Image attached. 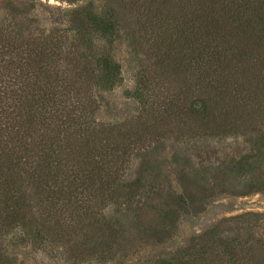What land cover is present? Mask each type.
Segmentation results:
<instances>
[{
  "label": "trees",
  "instance_id": "1",
  "mask_svg": "<svg viewBox=\"0 0 264 264\" xmlns=\"http://www.w3.org/2000/svg\"><path fill=\"white\" fill-rule=\"evenodd\" d=\"M68 1L46 27L43 2L0 0V264L25 244L123 264L218 194L264 191V0ZM124 61L134 105L102 120ZM227 138L249 150L206 159ZM140 264H264V214Z\"/></svg>",
  "mask_w": 264,
  "mask_h": 264
},
{
  "label": "rangeland",
  "instance_id": "2",
  "mask_svg": "<svg viewBox=\"0 0 264 264\" xmlns=\"http://www.w3.org/2000/svg\"><path fill=\"white\" fill-rule=\"evenodd\" d=\"M43 2L42 8L37 10L38 17H41V25L49 26L52 19L48 17L57 8L72 9L78 5V2H69L68 0H39ZM99 2V0H95ZM3 13L0 9V16ZM50 18V19H48ZM117 56L126 58L128 55L127 45L124 41L119 43L116 49ZM133 65H129L124 61V82L115 86L112 91L104 93L105 97L110 101L111 106L104 105L99 114L102 120L114 121V119H122L126 109L134 104L127 96L126 90L133 88L135 84V71ZM209 152L205 153L206 159L213 162L215 160L230 159L239 157L249 150V143L244 139L227 138L221 142H213ZM168 150V149H167ZM171 157L170 149L166 152ZM193 159L197 162L193 151H191ZM168 168H173L172 162H167ZM174 182L175 175H172ZM260 213L264 214V191H253L247 194L220 193L209 199L205 209L198 214H180L179 222L174 237L168 243L156 246H139L128 248L123 258V264H140L146 263L149 259H153L158 254L172 252L178 248L186 246L190 239L198 234L214 227L218 222L225 218L237 216L240 214ZM153 217V214H145ZM12 258L8 264H75L74 261L60 249L48 251L38 250L29 244L17 245L12 249ZM124 254L123 252L119 253ZM83 264H99L96 260L84 262Z\"/></svg>",
  "mask_w": 264,
  "mask_h": 264
}]
</instances>
